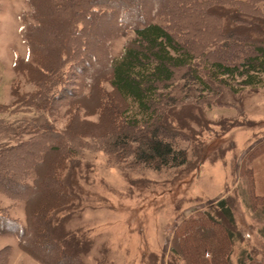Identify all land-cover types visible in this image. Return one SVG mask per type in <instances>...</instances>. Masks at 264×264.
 Segmentation results:
<instances>
[{
	"label": "trees",
	"instance_id": "16d2710c",
	"mask_svg": "<svg viewBox=\"0 0 264 264\" xmlns=\"http://www.w3.org/2000/svg\"><path fill=\"white\" fill-rule=\"evenodd\" d=\"M143 2L28 0L29 12L22 14L27 55L17 56L13 69L36 90L22 93L15 82L13 102L0 110L14 106L38 114L17 126L0 119V193L21 200L25 215L21 224L0 209V235H14L19 249L40 264H87L83 257L93 244L67 225L79 202L69 178L78 151L74 139L98 140L94 147L130 167L198 168L178 141L197 142L193 125L209 123L204 107L223 105L226 93L264 88V11L258 6L264 0H156L162 22L146 18ZM117 12L134 36L116 57L97 65L95 28ZM68 60L75 61L70 68L87 74L86 90L63 84V92L52 95L53 80L70 79L69 71L61 72ZM59 102L66 117L62 130L44 114ZM248 155L243 162L256 156ZM241 173L251 181L250 209L262 212L264 223V190L257 193L251 168ZM217 229L220 242H202L183 254L186 232L205 241ZM238 236L224 196L179 224L170 251L185 264H235L230 255ZM244 264H264V257L249 253Z\"/></svg>",
	"mask_w": 264,
	"mask_h": 264
},
{
	"label": "rangeland",
	"instance_id": "374dc122",
	"mask_svg": "<svg viewBox=\"0 0 264 264\" xmlns=\"http://www.w3.org/2000/svg\"><path fill=\"white\" fill-rule=\"evenodd\" d=\"M143 3L147 19L163 21L156 12L160 7L156 0ZM258 6L264 11V3ZM28 12V0H0V104L13 102L11 90L15 82L22 93L36 90L32 82L13 69L15 58L27 55L21 29L22 14ZM120 18L118 12L109 15L95 28L99 36L92 39L91 46L98 50H92L94 54L98 52L97 65L106 63L108 56L116 57L124 41L134 36L131 29L120 23ZM73 62L68 60L61 71L70 72V79L66 78L69 81L65 76L61 81L53 80L56 84L49 91L52 95L61 94L64 85L86 90L87 74L70 68ZM92 65L95 68V62ZM224 100L223 105L204 107L209 123L206 128L193 125L197 142L178 141L198 168L130 167L116 162L98 145L94 147L98 140L74 139L78 151L74 153L69 178L79 202L73 207L76 211L67 225L93 239L90 251L83 257L87 264H185V258L170 251L175 229L195 212L208 209L224 196L231 205L239 233L232 246V262L244 264L249 253L264 257L263 215L250 209L251 181L241 173L251 168L257 193L264 190V88L256 92L245 89L239 94L226 93ZM61 103L54 105L52 114L44 113L57 130H62L66 122ZM13 107L0 110V119L13 126L22 118L29 121L38 114L33 108L14 111ZM88 118L95 120L96 116ZM70 143L68 140L67 144ZM253 154L256 156L251 161L243 162L247 155ZM0 209L25 224L21 200L0 193ZM208 232L211 237L205 241L186 232L187 247L183 254L189 255V247L202 242L221 241L222 231ZM0 264L40 263L19 249L14 235H0Z\"/></svg>",
	"mask_w": 264,
	"mask_h": 264
}]
</instances>
